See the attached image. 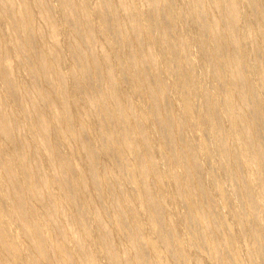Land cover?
Listing matches in <instances>:
<instances>
[{
	"label": "bare ground",
	"instance_id": "obj_1",
	"mask_svg": "<svg viewBox=\"0 0 264 264\" xmlns=\"http://www.w3.org/2000/svg\"><path fill=\"white\" fill-rule=\"evenodd\" d=\"M238 243L264 264V0H0V264Z\"/></svg>",
	"mask_w": 264,
	"mask_h": 264
},
{
	"label": "rangeland",
	"instance_id": "obj_2",
	"mask_svg": "<svg viewBox=\"0 0 264 264\" xmlns=\"http://www.w3.org/2000/svg\"><path fill=\"white\" fill-rule=\"evenodd\" d=\"M217 199V198H216ZM226 209V208H225ZM224 219H225V221L231 226V228H232V230H234L235 229V225H234V219H232V218H230L227 214H226V211H224ZM118 231H116L115 232V235L117 236V238H121V234L120 233H117ZM143 233L144 234H148V230L146 229V228H144V230H143ZM240 246H239V243L237 244V253H238V260H239V262H241V264H245L246 263V261H244V255H243V253H242V251L240 250V248H239ZM204 262H205V264H211V262L210 261H206V259H204ZM247 264V263H246Z\"/></svg>",
	"mask_w": 264,
	"mask_h": 264
}]
</instances>
